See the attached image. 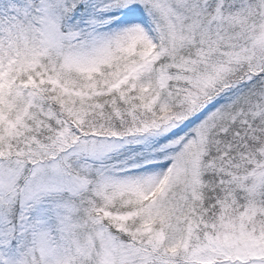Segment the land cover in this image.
I'll use <instances>...</instances> for the list:
<instances>
[{
  "label": "snow or ice",
  "instance_id": "snow-or-ice-1",
  "mask_svg": "<svg viewBox=\"0 0 264 264\" xmlns=\"http://www.w3.org/2000/svg\"><path fill=\"white\" fill-rule=\"evenodd\" d=\"M0 264H264V0H0Z\"/></svg>",
  "mask_w": 264,
  "mask_h": 264
}]
</instances>
